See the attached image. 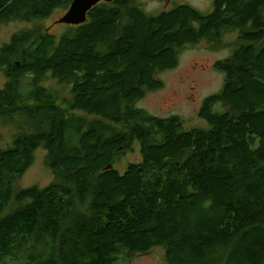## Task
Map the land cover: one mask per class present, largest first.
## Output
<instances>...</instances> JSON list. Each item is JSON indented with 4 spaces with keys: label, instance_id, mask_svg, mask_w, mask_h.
<instances>
[{
    "label": "trees",
    "instance_id": "16d2710c",
    "mask_svg": "<svg viewBox=\"0 0 264 264\" xmlns=\"http://www.w3.org/2000/svg\"><path fill=\"white\" fill-rule=\"evenodd\" d=\"M73 0H0V23H34ZM222 90L187 130L135 105L163 88L188 45L222 43ZM0 264H118L163 247L168 264H264V0H213L152 16L137 0L101 2L60 36L42 27L0 49ZM69 87L62 105L41 86ZM81 114V115H79ZM95 117L121 127L111 131ZM140 146L121 175L115 159ZM46 151L54 181L15 191Z\"/></svg>",
    "mask_w": 264,
    "mask_h": 264
},
{
    "label": "rangeland",
    "instance_id": "374dc122",
    "mask_svg": "<svg viewBox=\"0 0 264 264\" xmlns=\"http://www.w3.org/2000/svg\"><path fill=\"white\" fill-rule=\"evenodd\" d=\"M143 10L152 16L167 12L176 6L187 5L204 15L212 11L213 0H137ZM66 10H55L44 21L34 23L8 22L0 23V49L8 44L11 37L23 30L42 27L53 35L60 37L68 25L57 24ZM239 33L228 31L225 33L220 45L211 46L206 41L197 45H188L179 54L176 68L165 71L158 75L163 88L147 95L136 103L138 109L146 111L156 118H168L178 116L183 121L187 130L194 128H207L205 121L198 116L203 102L209 96L215 95L222 90L224 76L214 69V64L228 58L237 45ZM7 83V78L0 72V90ZM41 86L53 92L56 104L62 105V100L68 97L70 88L58 84L47 75ZM81 115V114H79ZM88 122H99L111 131H122L121 127L95 117H87ZM15 126H3L0 122V149L11 144V138L17 134ZM46 151L39 149L34 154V162L26 174L15 184V191L27 189L33 186L45 188L54 181V175L46 166ZM140 146L134 145L133 152L121 155L115 159L114 168L123 175L130 164L141 162ZM118 264H168L165 260L163 247H156L147 254L137 255L129 262Z\"/></svg>",
    "mask_w": 264,
    "mask_h": 264
},
{
    "label": "water",
    "instance_id": "95a60500",
    "mask_svg": "<svg viewBox=\"0 0 264 264\" xmlns=\"http://www.w3.org/2000/svg\"><path fill=\"white\" fill-rule=\"evenodd\" d=\"M114 0H73L65 15L56 23L68 26H80L86 23L87 13L99 3H112Z\"/></svg>",
    "mask_w": 264,
    "mask_h": 264
}]
</instances>
